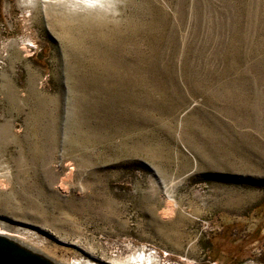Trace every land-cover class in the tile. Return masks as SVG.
Returning a JSON list of instances; mask_svg holds the SVG:
<instances>
[{
  "label": "rangeland",
  "instance_id": "374dc122",
  "mask_svg": "<svg viewBox=\"0 0 264 264\" xmlns=\"http://www.w3.org/2000/svg\"><path fill=\"white\" fill-rule=\"evenodd\" d=\"M44 1L0 2V234L264 264V0Z\"/></svg>",
  "mask_w": 264,
  "mask_h": 264
},
{
  "label": "water",
  "instance_id": "95a60500",
  "mask_svg": "<svg viewBox=\"0 0 264 264\" xmlns=\"http://www.w3.org/2000/svg\"><path fill=\"white\" fill-rule=\"evenodd\" d=\"M0 264H60L20 241L0 234Z\"/></svg>",
  "mask_w": 264,
  "mask_h": 264
},
{
  "label": "bare ground",
  "instance_id": "6f19581e",
  "mask_svg": "<svg viewBox=\"0 0 264 264\" xmlns=\"http://www.w3.org/2000/svg\"><path fill=\"white\" fill-rule=\"evenodd\" d=\"M35 1V0H34ZM48 0H45L46 2ZM54 1L60 11L75 14L79 10H89L98 8L99 0H49ZM115 262V261H114ZM118 263V262H117ZM74 264H89V263H74ZM115 264V263H114ZM119 264V263H118ZM122 264H159L157 257L154 254H146L143 249L129 255Z\"/></svg>",
  "mask_w": 264,
  "mask_h": 264
},
{
  "label": "trees",
  "instance_id": "16d2710c",
  "mask_svg": "<svg viewBox=\"0 0 264 264\" xmlns=\"http://www.w3.org/2000/svg\"><path fill=\"white\" fill-rule=\"evenodd\" d=\"M0 2H1V0H0ZM0 20H1V17H0Z\"/></svg>",
  "mask_w": 264,
  "mask_h": 264
}]
</instances>
